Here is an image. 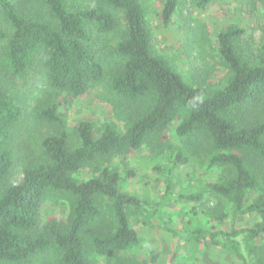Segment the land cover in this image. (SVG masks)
<instances>
[{
  "label": "trees",
  "instance_id": "1",
  "mask_svg": "<svg viewBox=\"0 0 264 264\" xmlns=\"http://www.w3.org/2000/svg\"><path fill=\"white\" fill-rule=\"evenodd\" d=\"M213 1L199 0V5ZM20 3L22 6L19 0H0V10L10 27L8 32L0 31L7 71L23 74L34 55L42 52L47 55L51 86L76 97L85 94L104 74L89 46L90 31H112L116 22L109 8L118 9L124 14L126 32L117 44L122 63L110 78V88L131 101L150 90L153 103L131 120L124 133L108 124L96 135L93 124L82 120L76 126L79 144L74 148L68 147L64 130L42 138L45 159L26 166L20 182L0 189V262L21 261L54 249L59 264H91L93 256L113 259L134 247L139 238L130 224L128 208L141 207V201L121 190L118 172L107 163L97 164L91 176L79 175L99 159L141 148L177 121L178 137L204 135L217 151L211 163L229 171L226 179L208 183L211 192L231 204L230 212H221L218 218L254 213L261 218L253 226L236 228L232 224L227 231L196 228L182 235L196 242L231 247L247 264L235 237L243 234L264 240V118L238 122L235 112L264 97V42L251 57L242 44L244 28L237 23L221 27L215 34V45L228 79L221 87L206 90L186 82L154 52L140 0H96L95 6L79 9L68 8L65 0ZM40 5L49 17L40 14ZM177 6L178 0H163V25L171 22ZM43 113L58 119L53 109ZM20 116L19 104L0 86V180L14 163L12 128ZM179 162L184 159L178 155L172 163ZM50 197L65 201V215L60 221H46L45 229L37 232L42 207ZM200 197L196 193L186 199ZM108 212L111 225L104 224Z\"/></svg>",
  "mask_w": 264,
  "mask_h": 264
},
{
  "label": "rangeland",
  "instance_id": "2",
  "mask_svg": "<svg viewBox=\"0 0 264 264\" xmlns=\"http://www.w3.org/2000/svg\"><path fill=\"white\" fill-rule=\"evenodd\" d=\"M140 2L154 52L186 82L206 90L221 87L228 79L215 45V34L221 27L237 23L244 28L242 44L245 53L251 57L258 54L264 42L262 0H214L204 7L199 5V0H178L176 12L166 26L160 17L163 0ZM65 3L70 9L97 4L96 0H65ZM109 10L115 19V28L103 34L92 28L89 35V46L102 64L104 74L81 96H72L49 84L45 65L47 55L42 52L34 55L23 74H11L2 61L4 42L0 38V86L21 108V116L12 128L14 163L9 174L0 180V189L12 182H20L26 166L45 159L41 147L44 136L64 130L68 147L74 148L79 144L76 126L82 120L93 124L96 135L108 124L124 133L131 120L153 103L150 90L139 100L131 101L110 88V78L122 63L116 48L125 36L126 22L121 10ZM38 11L49 17L44 6ZM9 29L0 10V31L8 32ZM50 109L58 116L57 120L49 119L43 113ZM257 118H264V97L258 103L235 112L238 122ZM176 125L177 121L150 137L139 149L123 150L107 159H99L79 175L81 178L91 176L97 164L107 163L118 172L121 190L136 196L142 203L141 207L128 208L129 221L137 231L138 243L117 258L93 256L91 264H244L231 247L196 242L182 235L196 228L227 231L232 224L236 228L253 226L261 218L255 213L235 219L231 216L218 218L221 212H230L231 204L211 192L208 183L226 179L229 171L211 163L217 151L207 137L201 134L178 137ZM178 155L184 162L172 163ZM196 193L201 195L198 200L186 199V196ZM64 202L54 201L51 197L47 199L41 210L37 232L45 229L48 220H62ZM105 218L104 224L111 225L109 212ZM91 235L93 231L88 234ZM235 238L247 264H264V240H252L243 234ZM42 262L59 264L57 252L49 249L25 260L1 261L0 264Z\"/></svg>",
  "mask_w": 264,
  "mask_h": 264
}]
</instances>
